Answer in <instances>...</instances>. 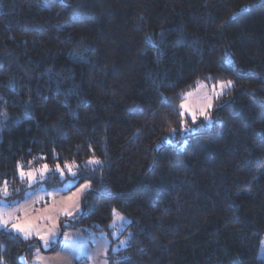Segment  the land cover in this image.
Instances as JSON below:
<instances>
[{"label": "trees", "instance_id": "obj_1", "mask_svg": "<svg viewBox=\"0 0 264 264\" xmlns=\"http://www.w3.org/2000/svg\"><path fill=\"white\" fill-rule=\"evenodd\" d=\"M228 80L182 134L184 94ZM5 112L7 200L29 189L17 161H76L92 188L72 227L128 221L111 264H264V0H0ZM11 236L6 264L31 260L38 240Z\"/></svg>", "mask_w": 264, "mask_h": 264}, {"label": "rangeland", "instance_id": "obj_2", "mask_svg": "<svg viewBox=\"0 0 264 264\" xmlns=\"http://www.w3.org/2000/svg\"><path fill=\"white\" fill-rule=\"evenodd\" d=\"M214 85L216 84H207L204 82L198 83L195 89L188 92L191 93V95L187 96V99L182 103L187 102L193 109L203 107L207 102L205 97L206 95L212 94ZM217 90L219 89L217 88ZM40 167H42V165ZM49 169L52 170L51 168ZM52 171H54V169ZM52 171L48 173L47 179L43 181L38 180L33 186V188H39L43 185L48 192L52 193L51 196L47 195L45 192H36L34 195H29L27 197L24 194L22 198L7 200L8 202L16 201L17 203L15 206L0 209V212L5 214V218L11 216L15 219H24L25 217L32 218L38 215L53 217L52 222L45 219H38L35 221L36 227L41 229L42 232L51 228L53 222L59 227L57 244L50 249H42L40 252L41 257L44 258L45 264H105L106 259L107 264H111L109 258L110 253H115L126 245V243H120L121 241H126V238L122 236L128 223L126 217L116 210L117 216L114 217L112 214V220L106 231L96 232L87 228L72 227L71 223L74 222L82 212V199L86 192L79 194L78 199L74 198L71 201L68 200V197H72L74 193H77L80 186L88 181L80 182L76 177H72L65 172L63 179H61L60 175L58 176L61 183L51 186L53 183L50 178L52 176ZM23 183L29 187L27 179L23 180ZM29 191H31L30 187L26 192ZM0 200H5V198ZM75 203H79L80 205L81 210L79 213L74 212L71 217L59 214L62 209ZM46 208L48 209L47 212L44 211ZM118 217H123L124 219L121 220ZM65 232L69 233L77 241L76 246L71 251L67 249L63 251L61 250V243L64 241ZM77 233L79 234L78 237L76 235ZM112 233H115L116 235H112ZM12 234L16 235L15 233ZM101 234L106 236L110 244V247L107 250V257L105 256L104 245L100 242L93 241L92 239L93 236L99 237ZM32 239L37 240L35 236ZM262 242H264V240ZM89 256H91L92 259H88ZM33 257L34 254L31 260H27L28 264H34ZM259 257L264 259V243H261ZM22 262L24 264V260H22Z\"/></svg>", "mask_w": 264, "mask_h": 264}, {"label": "snow or ice", "instance_id": "obj_3", "mask_svg": "<svg viewBox=\"0 0 264 264\" xmlns=\"http://www.w3.org/2000/svg\"><path fill=\"white\" fill-rule=\"evenodd\" d=\"M47 6V5H45ZM227 62V61H226ZM234 86V82L231 80L228 81H217V84L213 86L212 94L206 95V104L203 107H200L199 109H193L187 102L180 104V130L181 133H190L195 134L197 132L196 128H190L185 123V119L190 117L193 124H196L197 120L199 118H202L205 122H211L212 117L210 115V110L213 108V99L218 98L221 95H223L227 90L231 89ZM217 88L219 90H217ZM191 95V93L184 94L185 100L187 99V96ZM162 102L167 103L166 97H161ZM0 116L3 117L2 120H0V125H2L4 122H6L9 119L8 114L0 113ZM172 134H175V129H172ZM53 155H57L55 151L53 150ZM43 158V157H42ZM30 165L32 164V161L28 162ZM84 167H91V170L93 173H95L97 168H103V162L94 156L89 158L85 163ZM81 166L76 163V161H72L71 163L65 162L63 164V167L60 163H57L55 166L54 171L56 173H59L61 179L64 178L65 172L68 173V175L72 177L79 178L83 175V173L80 171ZM52 171L49 169L48 164H43L40 168H30L28 171L24 170L23 164L20 161H17L16 164V172L19 175L21 181L27 179L28 185L31 189V191L26 192L25 196L34 195L36 192H45L47 195L51 196L52 193L48 192L46 188L41 185L39 188H33V186L37 183V181H43L47 179L48 173ZM92 185L91 182H85L80 186V188L77 190V193H74L72 197H68V200H73L74 198L78 199L79 194L89 192L91 191ZM9 183L7 180L0 181V196L4 197L5 200H0V209L12 207L16 205V201H7V197L9 196ZM42 199V197H41ZM80 205L79 203H75L73 205H70L69 207H65L61 210L59 214L64 216H73L74 212L79 213L80 212ZM45 212L48 211V209H44ZM113 215L114 217L117 216L116 209H113ZM119 219L123 220V217H118ZM38 219H45L49 222L53 221V217L51 216H36L32 218L25 217L24 219H15L11 216H8V218H5V214L3 212H0V234H7L9 235V238H15L11 236L12 233H15L16 236L19 237L21 240L30 241L35 236L40 242V247H38L35 250L34 253V264H45L44 258L41 257L40 252L42 249L47 250L52 248L54 245L58 242V231L59 227L56 223H52V227L49 228L47 231H41V229L37 228L35 225V221ZM10 225V227H9ZM111 227V226H110ZM78 237V233L76 234ZM112 235H116L115 233H112ZM93 241L100 242L104 245L105 248V256L107 257V250L110 247L109 241L107 240L106 236L104 234H101L99 237L93 236ZM76 239L71 236L69 233H64V241L61 243V250H72L76 246ZM121 244L126 243V241H121ZM264 243V242H262ZM6 250L5 245H0V251ZM78 258V257H76ZM21 260H24V264H28V261L25 260L23 257H20ZM88 259H92L91 256L88 257ZM0 264H6V261L3 256H0ZM105 264H107V259L105 260Z\"/></svg>", "mask_w": 264, "mask_h": 264}]
</instances>
